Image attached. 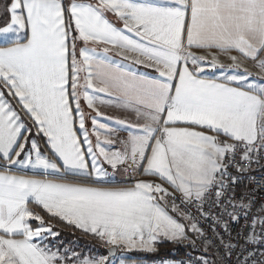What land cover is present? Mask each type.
I'll return each instance as SVG.
<instances>
[{
  "label": "snow or ice",
  "instance_id": "obj_1",
  "mask_svg": "<svg viewBox=\"0 0 264 264\" xmlns=\"http://www.w3.org/2000/svg\"><path fill=\"white\" fill-rule=\"evenodd\" d=\"M0 19V264L164 241L264 264V0H0Z\"/></svg>",
  "mask_w": 264,
  "mask_h": 264
},
{
  "label": "crops",
  "instance_id": "obj_2",
  "mask_svg": "<svg viewBox=\"0 0 264 264\" xmlns=\"http://www.w3.org/2000/svg\"><path fill=\"white\" fill-rule=\"evenodd\" d=\"M0 46H3V45L0 44ZM198 54H202V53H198ZM220 59L226 65L228 63H230V61L225 56H221ZM245 66L248 68L249 71L253 72L254 74L258 71V69H256L251 63H247ZM140 71L141 72H148L149 74H154V73H151V70H147V69H143V68H141ZM106 111H109L110 115L118 114V113L111 112L110 110H106ZM37 140L40 141V138L37 137ZM40 143H41V146L43 147V141H40ZM18 174H29L30 175L32 173L30 171H26V170H18ZM73 237L74 236H71L70 238H73ZM75 237H77V236H75ZM78 237H83V238L87 239L88 242H91L93 244V246L89 249V246L80 245V243H74V241H71V243L70 242L63 243L62 245H64L65 247H70V248L75 249L78 253L84 255L85 257H88V256L97 257L99 255H106L107 254L105 252L104 247L102 246V244L98 240L91 238V237H84V236H78ZM163 243L165 245V249L163 251L158 252L159 254H161V253L165 254L169 251L170 243L167 241L163 242ZM163 243L162 242L159 243L157 245V248L159 249L160 245ZM55 245L59 246L61 244H55ZM127 253L129 255H134V256H133V258L125 256L123 259L124 264H144L143 262H139L140 261L139 259H140V257H142V259L144 260L145 255L148 254L147 252H142V251H132V252H127ZM152 263L155 264L153 261H152ZM116 264H120V261H116Z\"/></svg>",
  "mask_w": 264,
  "mask_h": 264
},
{
  "label": "built area",
  "instance_id": "obj_3",
  "mask_svg": "<svg viewBox=\"0 0 264 264\" xmlns=\"http://www.w3.org/2000/svg\"><path fill=\"white\" fill-rule=\"evenodd\" d=\"M232 172L234 175L237 174L235 169H233ZM252 175L256 176L257 180H259L261 176H264V170H256L252 173ZM251 187H253V185H248L247 187L244 184L240 185L237 189V195H239L241 192L247 191ZM261 203H264V191H261L257 196V207ZM254 211H255V209H254ZM244 227H245V222L242 220L240 222V224L236 225L232 229L233 235L235 236V234L237 232H241L243 234ZM169 247L170 248H169L168 253H166L162 256L156 257L154 259V261L156 263H159V264H179L180 261H184V264H188L189 257H191L192 259H195L196 256L199 254L195 250H192L190 248H187V247H184L181 245H177L174 243H170ZM214 254H215V250H213L212 252H209V253H204V255L209 256V258H212Z\"/></svg>",
  "mask_w": 264,
  "mask_h": 264
},
{
  "label": "rangeland",
  "instance_id": "obj_4",
  "mask_svg": "<svg viewBox=\"0 0 264 264\" xmlns=\"http://www.w3.org/2000/svg\"><path fill=\"white\" fill-rule=\"evenodd\" d=\"M0 23H3V20L0 19ZM69 235V234H67ZM66 234H60L59 237L56 238L55 241H53L54 244H63V243H67L71 241H74V243H80V245H85V246H89V249L93 246V244L91 242H88L87 239L83 238V237H73L70 238L69 236H67ZM64 236V237H63ZM166 242V241H164ZM163 243V242H162ZM105 249V252L107 253V249ZM165 249V245L164 243L160 245L159 249L157 248L156 252H160L163 251ZM131 257L133 258L134 255H129L127 252L126 253H121V252H117L116 253V261H120L121 258L124 259V257ZM139 262H143L144 264H153L151 259L145 258L144 260L142 259V257H140Z\"/></svg>",
  "mask_w": 264,
  "mask_h": 264
},
{
  "label": "trees",
  "instance_id": "obj_5",
  "mask_svg": "<svg viewBox=\"0 0 264 264\" xmlns=\"http://www.w3.org/2000/svg\"><path fill=\"white\" fill-rule=\"evenodd\" d=\"M57 230L60 232V234H69L67 236L71 237V236H84V237H91L89 235H85L83 234L80 230H77V229H74L73 227L71 226H58L57 227ZM64 237V236H63ZM93 238V237H91ZM160 255H163V253L159 254L158 252H154V253H148L145 255V258H148V259H153L154 257L156 256H160Z\"/></svg>",
  "mask_w": 264,
  "mask_h": 264
}]
</instances>
